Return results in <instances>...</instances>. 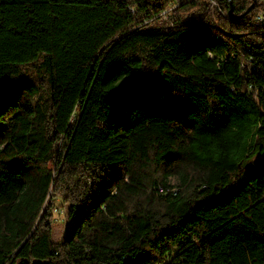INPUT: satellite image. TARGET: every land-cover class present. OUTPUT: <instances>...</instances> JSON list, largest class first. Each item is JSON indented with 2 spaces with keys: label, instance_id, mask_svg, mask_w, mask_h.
Instances as JSON below:
<instances>
[{
  "label": "trees",
  "instance_id": "16d2710c",
  "mask_svg": "<svg viewBox=\"0 0 264 264\" xmlns=\"http://www.w3.org/2000/svg\"><path fill=\"white\" fill-rule=\"evenodd\" d=\"M216 4L0 0V264H264V0Z\"/></svg>",
  "mask_w": 264,
  "mask_h": 264
},
{
  "label": "rangeland",
  "instance_id": "374dc122",
  "mask_svg": "<svg viewBox=\"0 0 264 264\" xmlns=\"http://www.w3.org/2000/svg\"><path fill=\"white\" fill-rule=\"evenodd\" d=\"M61 204V199L57 200V205L60 206ZM66 212V206H63V209H61L60 211L53 212L55 221L52 227V237L54 241H62L65 236V233L67 232L68 219L66 217Z\"/></svg>",
  "mask_w": 264,
  "mask_h": 264
},
{
  "label": "built area",
  "instance_id": "2783aa9c",
  "mask_svg": "<svg viewBox=\"0 0 264 264\" xmlns=\"http://www.w3.org/2000/svg\"><path fill=\"white\" fill-rule=\"evenodd\" d=\"M208 1H209V3H210V8L213 10L214 7L217 6V4H216V0H208ZM259 17H262L261 14L258 15V19H259Z\"/></svg>",
  "mask_w": 264,
  "mask_h": 264
},
{
  "label": "water",
  "instance_id": "95a60500",
  "mask_svg": "<svg viewBox=\"0 0 264 264\" xmlns=\"http://www.w3.org/2000/svg\"><path fill=\"white\" fill-rule=\"evenodd\" d=\"M255 1H253V3L251 4V6L248 8L247 11L251 10L254 7Z\"/></svg>",
  "mask_w": 264,
  "mask_h": 264
},
{
  "label": "bare ground",
  "instance_id": "6f19581e",
  "mask_svg": "<svg viewBox=\"0 0 264 264\" xmlns=\"http://www.w3.org/2000/svg\"><path fill=\"white\" fill-rule=\"evenodd\" d=\"M259 19H261V17H259Z\"/></svg>",
  "mask_w": 264,
  "mask_h": 264
}]
</instances>
